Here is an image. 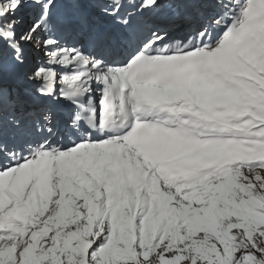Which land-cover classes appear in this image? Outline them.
Masks as SVG:
<instances>
[{
    "label": "snow or ice",
    "instance_id": "obj_1",
    "mask_svg": "<svg viewBox=\"0 0 264 264\" xmlns=\"http://www.w3.org/2000/svg\"><path fill=\"white\" fill-rule=\"evenodd\" d=\"M0 264H264V0H0Z\"/></svg>",
    "mask_w": 264,
    "mask_h": 264
}]
</instances>
